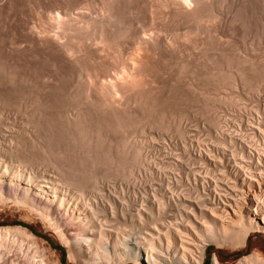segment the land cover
I'll return each mask as SVG.
<instances>
[{"label": "bare ground", "instance_id": "obj_1", "mask_svg": "<svg viewBox=\"0 0 264 264\" xmlns=\"http://www.w3.org/2000/svg\"><path fill=\"white\" fill-rule=\"evenodd\" d=\"M216 1L217 0H139V1L138 0H99L97 1V4L95 2L96 5L94 4L95 7L93 10H91V7H90V8H87L88 10L86 11L78 10V11L73 12L67 7H66L67 10H64L65 9L64 7L62 12L56 11L53 15L47 14L49 16L46 17L45 21L46 20L50 21V23H52L51 25H53L54 30L52 31V33H50V31L46 29L45 31H47V34H45L46 32L45 33L43 32L45 34V38L43 40L45 41L49 40L50 42H54V44L56 43L65 61L71 64L72 66L73 65L75 66V70H71V72L72 71H75V72H73L74 74L73 76H71L73 77V81L71 82L72 85L70 84L72 86V90H71L72 92L71 91L69 92L74 94V99L76 100V103L75 102L73 103L72 101H67L68 99L66 98L67 102L65 101L64 102L67 104L63 103V107L61 108H62V111H64L63 113L65 114L67 113V114L63 116L69 117V118H66V117L65 118L67 120L69 119L70 121L74 120L72 122H75V120L78 119L79 114L81 115L80 112L82 111V109L85 108L86 110L88 106V108H92L89 111L93 112L94 110L99 115H101V117L103 116L107 120L106 122V120L103 119V117L102 118L100 117L101 119L105 121V124L103 125L107 124V127L114 129L112 130V132H115L114 135H116V132L118 134H117V137L112 135L114 136V138H111V136L109 135L110 138L107 139L108 136L103 137L101 135L102 133L100 134V131H98L97 129L96 130L94 129L91 131L87 130L86 132H85V129H83L84 132H82V130L80 129L82 127L79 128V130L81 131H78L77 133L78 139L79 141L81 140L80 138L84 139V142H85L84 145L88 146V148L86 147V149H85V146L84 147L79 146L81 148L78 150H81L84 148L82 152L84 156L81 155L83 156L82 159L85 164H88V166L94 168L96 166V163L98 162L97 159L100 158V161L106 164V172L102 174L96 173L94 169L93 171H90V172L85 169L87 173L85 172V170H84L85 173L81 171L79 173L78 170H75L76 168L69 167V168L74 169V171H72V169H70L69 171V168H66V170L68 169V171L71 172V174L69 173L70 174L69 179L68 178L65 179V177L69 176V175L67 176L68 173L63 167V166H66L65 163L63 164V166H61L60 162L59 164H57V160H55L56 163H53L49 160L48 157L47 158L49 162L53 163L55 166L57 165V167L60 165L61 169H64L66 171L65 176L62 174L64 170H60L59 169L60 167L57 168V167L50 165L51 168L53 167L54 169L56 168L54 172H52L53 170H51V168H50L51 171H48L49 169L48 170L44 169L46 167H49V165H46V167L44 168H39L40 166H38L39 165L38 164L37 165L38 168L37 167L33 168V166H36V165H33L32 167L29 166L30 168L27 169V168H24L25 166L23 167L21 165H15L11 163L10 164L2 163V161L0 160L1 161L0 163V196L4 194L10 197H13V199H15L18 203L28 208L29 211H31L33 214L39 217L42 221H44L46 225L57 234L61 242L68 248V257L76 261L77 264H101L102 262L106 260L108 262L109 261L112 262L113 256L110 254V250H109L110 247L112 248L114 253L118 252L119 250H122V248L124 249L127 248L130 251V254L133 255V258H134V255L138 257L139 250H140L139 248L141 247H143L142 249H145L147 253H150L149 251H151V253L148 254L144 258L145 259L143 260L144 264H163V262L166 260L167 261L175 260V261H179V263H182V264H189L191 262L194 264H200L203 258L205 257V253H206L205 248L209 242H213L218 246H224V245L231 246V247L244 246L246 244L247 237L252 232L253 233L257 231L264 232V189L261 190L260 189L261 186L258 187L259 190L257 188L259 193L256 189H253V188L252 189L248 188L250 192L247 191L248 192L247 193V192H242L243 189L235 187L236 184L234 183L233 187H235L236 190L237 189L238 190L241 189V190H240V195L238 197L234 198L236 193L234 194V196L231 195L234 198L232 199V197H230L232 200L223 198V196L221 195L217 196L214 192V195L212 196L210 195L208 196L205 193V197L207 196V198L200 199L201 197H199L196 200H193L192 203L191 202L187 203L185 202V200H187L186 198L188 195L183 196V194L181 195L179 193L177 194V192H175L176 190L173 189L174 186L172 187V186L165 185V184L170 185V182L172 184V182H175V183L182 182L183 183L184 181L183 179L185 178L184 177V144L185 143H184L183 126L181 127L180 120L179 119L177 120L175 115L173 116L175 111L174 112L169 111L168 110L169 108L167 109L163 107V105L161 106L163 100L160 101L161 103H159V101L157 100L158 89L161 86L160 84H162L161 83L162 80L160 81V77H162L161 75L164 72H166L165 71L166 63L171 58L172 60L177 59V62L180 60L179 63L181 65L179 64L177 65L184 67V60H185L184 54L186 53L187 55L190 56L191 54L190 52H192V51L185 52L187 49V46L185 44L191 33L198 35L199 32H203V31H206L207 33H210L211 31L213 32L215 31V28H212V27H215V22H218L216 20H219V19H216L218 16L217 14L218 12L215 10V8L217 7L214 8ZM138 3L141 5H143L142 3L145 4V6L144 5L143 6L148 15L147 16L148 21L146 19V23L139 21L140 19H143V21H145V18H146L145 15H144L145 18H141V17L139 19L138 18L136 19L135 17L134 19L132 18V16L134 15L140 16L138 15V12H137L138 11L137 9L139 8ZM91 4L92 3H90L89 5L92 6ZM127 16L128 17L130 16V18H128ZM180 24L183 26L189 24V26L187 29L185 28V31H184V27L182 30L181 29L182 27L180 28L181 26ZM40 31H41V28H40ZM25 37L29 39L30 36L29 37L25 36ZM52 44L50 45L52 46ZM54 44L53 46H56ZM193 44L195 45L196 50H197L196 47L200 48V46H197L195 43H192V48H193ZM197 44H199V42ZM219 47L223 49L222 46H219ZM217 50L220 51L219 49ZM60 51H59V54H60ZM189 56L187 59H189ZM197 56L198 55H196L195 58H197ZM167 59L169 60L165 63L164 60L166 61ZM209 59L210 58H208V60ZM61 61H63V59ZM161 63L163 66H161ZM232 63L230 64L232 65ZM172 65L174 64L172 63ZM183 70L182 68L181 70H178L179 76L183 75L182 74L184 72ZM170 81L171 80H169V83ZM70 85H69V88H70ZM65 96H68V95H65ZM166 99L164 101H166ZM61 106H62V103H61ZM210 108L211 110L210 109L209 110L212 111L211 113L214 116V121L212 119L213 127L217 128V124H218V121L216 119L217 111L216 109H212L211 106ZM254 108L256 109V107ZM172 109L174 110V108ZM63 113H60V115ZM89 113L92 114L91 112ZM89 113H87V115ZM94 113L95 112H93V114ZM29 115L24 118L22 117V119L29 118ZM55 115H58V114H55ZM177 115H179V117L177 118H180L179 111ZM85 116L86 115H84V117ZM13 118H15V116ZM172 118H174V120L176 119L178 122L177 121L173 122L174 120L172 121L171 120ZM217 118H218V115H217ZM96 120H98V118ZM0 121L2 120L0 119ZM21 121L17 125L15 124L16 122L14 123L13 121L10 122L9 124L4 123V126L6 125L7 128H9L10 131L12 132L10 133L11 136L9 140H11V137L13 139L17 135V133L20 134L25 129L27 131V129L29 128V125H30L29 123H31V122L28 123L29 120L27 121V123L29 124L28 126H27L26 121H23V122ZM84 121H85V118H84ZM171 121L173 122V124L176 123L174 124V126L171 125L173 126V128L169 127L170 126L169 124ZM56 122H58V120ZM72 122H70V124ZM63 123H66V122H63ZM78 124L82 126L84 123H81L80 121V123ZM1 125H0V128L1 127L6 128V126L4 127L3 124ZM75 125L77 126V124ZM89 125H91V123ZM132 125L139 126L138 128L140 130L137 128V130L139 131L146 129V127H149L150 130H152V128L157 129L156 130L157 132L155 131L156 134H152L153 136H151V140H150V141L154 140L153 143H151L150 145V147L152 146L151 148L152 155H150V153H147V154L145 153L143 155V152H142L143 148L141 149L142 146L140 144L142 141L139 140L140 143L139 141L138 143H134V141L129 138V134H128L129 130L127 131V128L134 127ZM26 126L28 128H26ZM31 127L33 128V126ZM135 129L133 131H135ZM131 130L132 129H130V131ZM73 133L75 132L73 131L71 135ZM23 134L26 135L27 132L25 133L24 131ZM251 135L249 134L248 136H251ZM20 136L21 134L18 137ZM34 136L36 135L34 134ZM16 137L14 139H16ZM67 138L68 137H66V140ZM74 138H72L71 140H74ZM17 140H19V138ZM103 140L104 141L109 140L108 141L109 146L108 148L100 151L101 154H103V157L102 156L98 157L100 155L99 154L100 152H97L98 150L96 149L97 154H99L97 156L96 154H94L95 149L94 150L91 149L89 145L92 144L91 142L101 144ZM170 141H171V144H170ZM11 142L13 141L11 140ZM154 142H157V144L158 142H160L161 144H159L160 146L156 144L154 145ZM13 143L16 144V142H13ZM35 143L37 142L35 141ZM80 145H83V144H80ZM223 145L225 144L223 143ZM13 146H10V148L11 147L13 148ZM19 147H21V145ZM54 147L56 148V146ZM75 147H78V146L75 145ZM256 147L254 145V150L257 151L258 148L255 149ZM258 147L260 148V146ZM95 148H97V146ZM1 149L3 150L2 146H1ZM1 149L0 151H2ZM48 149L51 150L50 147ZM90 149L94 151L93 154H91L92 152ZM151 150H149V152H151ZM16 151H17V147H16ZM253 151H252V154L255 152ZM260 151H263L261 153L264 154V149ZM52 152L56 153L57 151L55 152L53 150ZM257 153L260 154L258 151L255 152V154ZM155 154L157 155L161 154L162 156L157 158V156H153ZM241 155L243 156V154ZM255 156L256 155H254L253 157ZM56 158H57V154H56ZM259 158H261V156ZM79 159L81 158H78V160ZM197 159H200V158H197ZM67 161H68V164H70L71 166L72 162L69 163L71 159L70 161L69 160ZM256 161H258V159H256ZM46 163L48 164V162ZM202 163H203V160H202ZM109 169L111 171L110 174L108 172ZM59 171H62V173H60ZM76 171L78 172V174ZM203 171H204V168H203ZM205 172H206V169H205ZM256 172L258 173V171ZM113 173H114V176H113ZM261 175L260 176L258 175V176L260 177V180L261 179L263 180V184H264V176H263L264 174L262 176ZM192 176H193V173H192ZM112 177L113 178L117 177V179L119 177L120 179H123V180L125 179L128 181L129 180L132 181V182L127 183L125 186L126 189H132V193L126 194L124 191L118 192L115 188H113L112 185L109 186L110 184L108 183H107L108 184L107 186L112 187V190H111L112 192H104L103 189L101 190L99 183L100 182L105 183V182L111 181L110 178ZM254 178H257V177H254ZM195 179H194V182H195ZM72 180L74 181V183L76 182L75 184L78 183L77 186L80 185L79 189L71 188L72 184H74ZM230 180H233V179H230ZM242 180H244V177ZM142 181H145L146 183L149 182L146 184L147 186L145 185L147 188L145 190H144L145 187L143 188L144 183H142ZM253 181L249 183L247 181L248 184L245 182V185L247 184L249 187L251 186ZM257 181L259 182V180ZM140 182L141 184H143L142 189L144 191L142 192H144L143 194L145 195L142 196L143 197L142 200L145 199L146 200L145 203L143 201L141 202V200L139 203L135 202V200L137 199L136 197H139L137 196L138 195L137 192L140 191V190H135V189H137V187L140 186L139 185ZM238 182L240 183V181ZM259 184L260 183H257V185ZM87 185H90V187L86 190L85 186ZM181 186H179V188ZM194 187L196 188L197 186L194 185ZM202 189L205 190V188H202ZM148 190L151 191V195L149 194L150 192L148 193ZM189 193L190 191L188 192V194ZM190 197L192 198V196ZM165 217H171V218L173 217L174 220L170 221ZM118 218L119 219L122 218L123 220L122 222L125 221V223L127 220L130 221L129 224L133 227L137 226L136 224L137 222L141 223V225H144L145 223L147 224V222H145L144 224L142 223L149 219L150 220L149 223L152 222L153 224H151L152 226H149L151 227L152 230L151 229L146 230L145 232L147 233L145 237L148 243V247H144L143 244L146 241L144 242L143 240L140 241L137 235H136L137 237L134 235V238L132 236L125 237L124 234H128V233L124 232L123 230H122L123 232H121L119 225L122 222H119ZM118 222L120 224L115 226L114 223L118 224ZM119 229H120V233H123V234H120L118 237ZM160 233L164 234L163 239L166 238L167 240L169 239L171 234H173L174 237H176L175 239H178L180 242L179 244L181 247L180 246L179 247L181 248L180 249L181 252L177 253L178 251L174 249L173 251H175V253H173V256L170 257L166 255L165 259H163V257L161 258L160 255L162 256L163 253L161 252L163 251L160 252L157 249L158 246L156 247L153 242L155 237L159 238L161 236V235L159 236ZM107 234L108 235L114 234V237H116V239L111 244L109 243V241L105 242V237L107 236ZM36 238L37 236L35 235V233H33V231L29 229L27 226H22V225H2L0 226V260H3L4 262L6 259L10 260L11 264H27L28 261L26 262V259H28L30 260L31 264H38L39 262H36V260L32 258L38 255L39 256L41 255L39 253L40 251L37 249L36 244H35ZM93 243H96L95 249H94ZM92 245H93V249H92ZM32 249H33V253L30 254V251ZM120 259L122 258L120 257ZM58 261L59 260H57V262H54L53 264H59ZM212 264H221L215 255L212 258ZM234 264H264V259L256 251H253L247 256H243L242 258H240Z\"/></svg>", "mask_w": 264, "mask_h": 264}, {"label": "rangeland", "instance_id": "obj_2", "mask_svg": "<svg viewBox=\"0 0 264 264\" xmlns=\"http://www.w3.org/2000/svg\"><path fill=\"white\" fill-rule=\"evenodd\" d=\"M97 1H99V0H88V1L87 0H85V1L84 0H72V1L71 0H60V1L59 0H57V1L56 0H12V1L11 0H0V105H1L0 106V119L2 120V121H0V125L3 124V126H4V123L9 124L12 121L14 123L16 122L15 124L17 125L20 123L22 117L23 118L27 117L29 114H30L29 118L22 119L21 122L26 121V123H27V121L29 120L28 123L29 122L33 123V124L29 123L30 125L27 123V126L29 125V128L26 126V128H28V129H27V131H26V129L24 130L25 133L27 132L26 135L23 134L24 133V131H23L20 133L21 134L20 137H18L20 135L19 133H17V135H16L17 137L15 136L16 139H14L15 138L14 137L13 138L14 140H13L11 137V140L13 142H16L17 145L15 143L11 142V140H9L10 136H11L10 133H12L10 131V129L7 128L6 125H5L6 128H3V127L0 128V144L3 148V150H2L1 146H0V149L2 150V151H0V160L2 161V163H8V164L11 163V164H15V165H21L23 167L25 166L24 168H27V169L32 167L33 165H36V166H33V168L37 167L38 164H39L38 166H40L39 168H44V167H46V165H49V167H46L44 169H46V170L49 169L48 171L53 170L52 172H54V170L56 169V168L54 169V167H57V165L55 166L53 163H56L55 160H57V164H59V162H60L61 166H63V164L65 163L66 166H63L65 168V170H66V168L73 167V168H76L75 170H78L79 173H80V171L85 173L86 170H88L90 172V171H93V169L98 174H102V173L106 172V164L102 163L100 161V158L99 159L96 158L98 162L96 163V166L94 168H92V167L88 166V164L84 163V161L82 159L84 156V154H82L84 148L81 150H78V149H80L82 146L84 147L85 142H84V139H82L80 137L79 138L81 140L79 141L77 133H78V131H81V130H82V132H84L83 129H85V132L87 130L91 131V130L97 129L98 131H100V134L102 133L101 135L103 137L108 136L107 139L110 138L109 135L111 136V138H114V136L117 137L118 133L116 132V135H114L115 132H112V130H114L113 128L107 127V124L103 125V124H105V121L103 120L105 118L102 116L103 119H101L102 118L101 115H99L94 110H93V112H95V113L93 114L92 111H89L92 108H88V106H87L86 110H85V108H83L82 111L80 112L83 118L79 114L80 118L78 117V119L75 120V122H72V121H74V120H72V118H71L72 121H70L69 119H68L69 120L68 121L66 118H69V117L65 116L66 117L65 118L63 116V115L67 114V113L66 114L63 113L64 111H62L61 107H63V103H65L67 101H72L73 103L74 102L76 103V100L74 99V94L69 92L72 90V86H71L72 83L71 82L73 81V77H71V76H73V74H74L73 72H75V71L71 72V70H75V66L73 65L74 66L73 67L71 64H69L65 61V59L63 58L62 53L59 50V47H58V45H56V43L54 44V42H50L49 40H46V41L43 40L45 38V34H47V31H45L46 29L49 30L50 33H52V31L54 30L53 25H51L52 23H50V21H47V20H46L47 22L45 21L47 16H49L50 14L53 15L56 11L62 12L64 7H65L64 10H67V8H68L73 12L78 11V10L86 11V10H88L87 8H90V7H91V10H93L95 5L97 4ZM95 2H96V4H95ZM90 3H92L91 4L92 6L89 5ZM139 3H138L139 8L137 9L138 10L137 12H138V15H140V16L134 15V16H132V18L133 19H134V17L136 19L137 18L139 19L140 17L145 18L144 17V15H145L146 16L145 21H143V19H140L139 21L146 23V19L148 21V17H147L148 15H147L145 8H144L145 4L142 3L144 5L143 6ZM216 3H218V4H216ZM216 3L214 6V8L215 7L218 8V9L215 8V10L218 12L217 13L218 16L216 19H219L221 21L216 20L218 22H215V27H212V28H215V31L214 32L211 31L210 33H207L206 31L199 32L201 36L199 35V33H198V35H196L194 33L190 34V36L188 37L186 44H185L187 46V49L185 52L192 51L193 53L190 52L191 53L190 56L187 55L186 53H185L186 55L184 54V59H185L184 60V67L179 66V65H181L179 63V61H180L179 59H178L179 60L178 62H177V59L176 60L173 59L174 60L173 61L172 58L170 60L169 59H167L166 61L164 60L165 63L168 60L169 61L166 63V66H165L166 72H164L161 75L163 78L160 77V81L162 80L161 81L162 84H160L161 86L159 87V89L160 88L161 89L160 90L158 89V93H157L158 94L157 100L159 101V103H161L160 102L161 100L164 101L166 99V97L169 95L167 97L168 100L166 99V101H164V102L162 101L161 106L163 105V107H165L167 109L169 108L168 109L169 111H172V112L175 111L174 114L173 113L172 114H173V116L174 115L176 116L177 120L178 119L180 120L181 127L183 126V129H184V143H185L184 144V177L185 178L183 179L184 181L182 180L183 183L182 182H178V183L172 182V184L170 182V185L169 184L168 185L165 184V185L166 186H172V187L174 186L173 189L176 190L175 192H177V194L178 193L180 195L183 194V196L188 195L189 197L187 196V198H186L187 200H185V202H187V203H190V202L192 203L193 200H196L199 197H201L200 199L207 198V196L205 197V193L208 196L209 195L212 196V195H214V192H215V194L217 196L221 195V196H223V198L232 200L235 197H238L240 195L241 189H243L242 192H247V191L250 192L248 190V188L249 189L253 188V189L257 190V188L260 186H261L260 187L261 190L264 189L263 180L262 179L260 180V177H259L261 174L262 175L264 174V161H263L264 160V154L261 153L263 151H260V150L264 149V132H263L264 131V0H225V1L224 0H217ZM57 5L58 6L60 5L59 6L60 8ZM68 5H69V7H68ZM140 6H141V8H140ZM139 10H141V11H139ZM218 10L219 11L221 10V11L219 12ZM137 12H136V14H137ZM47 14H49V15H47ZM220 15H222V16H220ZM128 18H130V16ZM48 19H49V17H48ZM44 26H45V28H44ZM188 26H189V24L184 25V26L181 25L180 28L182 27L181 29L183 30V27H184V31H185V28L187 29ZM208 26H210V25H208ZM33 27H35V28H33ZM49 27H51V28H49ZM40 28H41V31H40ZM181 29H179V30H181ZM30 31H32V32H30ZM43 32L44 33L46 32V33L44 34ZM214 33L216 34V36ZM211 35H213V36H211ZM25 36L29 37V39H27ZM36 38H38V39H36ZM46 39H47V37H46ZM21 40H22V42H21ZM223 40L224 41L226 40L225 43ZM198 42H199V44H197ZM227 42H228V44H227ZM49 43L50 44L53 43L56 46H53V44L51 46ZM192 43H195L197 46H200V48L196 47L197 48V50H196L194 44H193V48H192ZM36 45L38 46V48ZM208 45H210V46H208ZM219 46H222L223 49H221V47H219ZM224 47H225V49H224ZM205 48H206V50H205ZM217 49H219V50L221 49V50L218 51ZM59 51H60L61 55L59 54ZM196 55H198L197 58H195ZM188 56H189V59H187ZM193 56H194V58H193ZM57 58H58V60H57ZM208 58H210V59L208 60ZM53 59H54V61H53ZM62 59H63V61H61ZM172 63L174 65H172ZM230 63H232V65ZM67 64H68V66H67ZM170 64L172 65V67ZM177 64H179V65H177ZM241 65H243V66H241ZM161 66H163L162 63H161ZM167 66L169 69L167 68ZM180 67L182 68V70L184 68V70H183L184 72L182 71L183 72L182 74L184 76L183 75L179 76V74H178L179 73L178 70H181ZM170 73H172V74H170ZM182 77H184V78H182ZM164 79H165V81H164ZM169 80H171L170 83H169ZM178 81H179V83H178ZM215 82H217V83H215ZM68 84L69 85L71 84L70 88H69ZM170 84H172V85H170ZM164 86H166V87H164ZM64 92H65V94H64ZM68 93H70V94H68ZM65 95H68V96H65ZM164 97H165V99H164ZM26 98H27V100H26ZM66 98L68 99L67 101H66ZM35 100H37V101H35ZM39 100H41V101H39ZM73 100H75V101H73ZM20 101H22V102H20ZM33 103H34V105H33ZM61 103H62V106H61ZM68 103H70V102H68ZM65 104H67V103H65ZM165 104L168 107H166ZM57 105H59V106H57ZM54 106L57 108H55ZM82 106H84V105H82ZM210 106L212 107V109H216V111H217V115H218V118L216 115V119L218 121L217 128L213 127L212 119L214 121V116L211 113L212 111H210L211 110ZM254 107H256V109ZM172 108H174V110ZM208 110L210 113L208 112ZM18 111H20L21 113ZM31 111H33V112H31ZM37 111H38V113H37ZM178 111L180 114V118H177V117H179V115H177ZM89 112H91L92 114H90ZM39 113H40V115H39ZM60 113H63V114L60 115ZM87 113H89V114L87 115ZM55 114H58V115H55ZM95 114L96 115L98 114V115L96 116ZM19 115L21 118L19 117ZM84 115H86V116L84 117ZM14 116H15V118H13ZM60 116H62V117H60ZM94 116H95V118H94ZM1 117L3 119L5 118V119L3 120ZM59 117H60V119H59ZM63 117H64V119H63ZM89 117H90V119H89ZM19 118H20V120H19ZM84 118H85V121H84ZM97 118H98V120H96ZM128 118H130V117H128ZM80 119H82V120H80ZM176 119L174 120V118H172L171 120L172 121L174 120L173 122H176L177 121ZM16 120L19 122H17ZM57 120H58V122H56ZM102 120L104 121V123ZM61 121L66 122V123H63ZM80 121H81V123H84L83 125L81 124L82 126H80V124H78V123H80ZM70 122H72L74 124H72V123L70 124ZM106 122H107V120H106ZM171 122L169 124L170 126L169 125L168 126L170 128H173L174 124H176V123L173 124V122H172V124H171ZM57 123H59V124H57ZM90 123L93 127L91 125H89ZM75 124H77V126ZM97 124H99V125H97ZM136 124H138V123H136ZM64 125H66L67 127ZM171 125H173V126H171ZM31 126H33V128ZM132 126H134V125H132ZM255 126L258 129L261 127L260 129L263 131H261L260 129H259L260 130L259 131ZM80 127H82V128H80ZM134 127H131V128L129 127L130 129H132L131 131L129 128H127V131L128 130L130 131V132L128 131L129 138L131 140H133L134 143H138L139 140L142 141L141 143L139 141V143L142 146L141 149L143 148L142 149L143 155L145 153L146 154L150 153V155H152L151 154L152 153V150H151L152 146L150 147V145H151V143H153L154 140L153 141H150V140H151V136H153L152 134H156L157 129L152 128V130H150L149 127H146V129L139 131L140 130L138 128L139 126H134ZM74 128H75V130H74ZM79 128L81 130H79ZM87 128H89V129H87ZM133 128L135 129V131H133L134 130ZM137 128L139 130H137ZM73 131L75 133H73L74 135L73 134L71 135V133ZM64 132H66V133H64ZM69 132H71V133H69ZM153 132H155V133H153ZM34 134L36 136H34ZM63 134H65V135H63ZM249 134L250 135L252 134L253 136L252 135L248 136ZM112 135H114V136H112ZM43 137H44V139H43ZM66 137L69 138V139L67 138L68 141L66 140ZM71 137L74 138V140H71L72 139ZM18 138H19V140H17ZM257 138H259V139H257ZM212 139H214L215 141ZM33 141H34V143H33ZM35 141L37 143L38 142L39 143L37 144V143H35ZM82 141H83V143H82ZM108 141L103 140V142H101V144L100 143H94V142H91L92 144L89 143L90 144L89 147L93 150L95 149V153L93 150L90 149L92 152L91 154L94 153L97 156L100 154L98 157H100V156L103 157V154H101L100 151L108 148V146H109ZM223 143L225 145H223ZM4 144H6V145H4ZM19 144L21 145V147H19L20 146ZM80 144H83V145H80ZM155 144L160 146L159 144H161V143L158 142V144H157V142H154V145ZM170 144H171V141H170ZM75 145L78 147H75ZM254 145H255V147L257 146L255 149H257V148L259 149V150L257 149V151L260 154H258V153L255 154V152H257V151L254 150ZM7 146H9V147H7ZM10 146H13V148L12 147L10 148ZM48 146L50 147L51 150L48 149L49 148ZM54 146H56V148ZM79 146H81V147H79ZM94 146L95 147L97 146V148H95ZM258 146H260V148ZM16 147H17V151H16ZM86 147L88 148V146H85V149H86ZM96 149L98 150L97 152H100L99 154H97ZM249 149H251V150H249ZM53 150L55 152L56 151L57 152L54 153V152H52ZM65 150L67 153L65 152ZM149 150H151V152H149ZM197 150H198V152H197ZM241 150L242 151L245 150V151L242 152ZM252 151L254 152L253 154H252ZM77 152H79V153H77ZM188 152H189V154H188ZM56 154H57V158H56ZM59 154H60V156H59ZM241 154H243V156ZM81 155H83V156H81ZM236 155H238V156H236ZM252 155L253 156L256 155L257 157L261 156V158H259V157L257 158L256 156L253 157ZM65 156H66V158H65ZM76 156L77 157L79 156L78 158H81L82 161H81V159L78 160V158ZM153 156H157V158H158L162 155L161 154L160 155L155 154ZM248 156H249V158H248ZM47 157L53 163L49 162ZM251 157H253V158H251ZM197 158H200V159H197ZM70 159H71V161H70ZM256 159H258V161H256ZM67 160L70 161L69 163L72 162L71 166H70V164H68ZM193 160H194V162H193ZM196 160H197V162H196ZM202 160H203V163H202ZM1 161H0V163H1ZM41 161H43V162H41ZM253 161H255V162H253ZM46 162H48V164ZM185 163L188 166H186ZM196 163H198V164H196ZM50 165L54 166V167L51 168ZM75 165H76V167H75ZM61 166L60 165L58 166V167H60L59 169L64 170V169H61ZM50 168H51V170H50ZM203 168H204V171H203ZM70 169H72V168H69V171H70ZM205 169H206V172H205ZM257 169H259V170H257ZM65 170L63 171V173H62V171H59V172L65 176L66 171H67V173H68L67 176L68 175L69 176L65 177V179H67V178L69 179L71 172H69L68 169L66 171ZM84 170H85V172H84ZM199 170H200V172H199ZM221 170H223V171H221ZM72 171H74V169H72ZM256 171H258L259 174ZM260 171H261V173H260ZM78 172H77V174H78ZM108 172L110 174V172H111L110 169ZM192 173H193V176H192ZM195 174H197V175H195ZM209 174H211V175H209ZM113 176H114V173H113ZM215 176H217V177H215ZM195 177L197 180L195 179ZM202 177L204 178V180ZM243 177H244V180H242ZM254 177H257V178H254ZM213 178H214V180H213ZM110 179H111V181H108L105 183H102V182L99 183L101 190L103 189L104 192H112L111 191L112 187L107 186L108 184H110L109 186L112 185L113 188H115L118 192L124 191L126 194L132 193V189H126V187H125L127 183L132 182V181H130V180L128 181L125 179L123 180V179H120L119 177H118V179H117V177H115V178L112 177ZM194 179H195L196 183L194 182ZM230 179H233V180L235 179V180L233 181ZM256 179L259 180V182ZM237 180L240 181V183ZM212 181H214V182H212ZM242 181H243V183H242ZM247 181H248V183L253 181L251 186L248 187ZM260 181H262V182H260ZM69 182H71V181H69ZM72 182L74 183L73 180H72ZM245 182L247 183L246 185H245ZM256 182L260 183V184L257 185ZM75 183L74 184L71 183L72 184L71 188H74V189L78 188L79 189L80 185L77 186L78 183L77 184H75ZM142 183H144V186L140 182L139 183L140 186H138L137 189H135V190H140L139 192L136 191L138 194V195L137 194L136 195L139 196V197H136L137 198L135 200L136 203H139L140 200H141V202L142 201L144 203L146 202L145 199L142 200V198H143L142 196L145 195V194H143L144 192H142V191L147 189L146 184L149 182L146 183L145 181H142ZM173 183H175V184H173ZM234 183L236 184L235 187H238L241 189L236 190L235 187H233ZM175 185H177V186H175ZM194 185L197 186L196 187L197 190L194 187ZM213 185H214V187H213ZM142 186H143V188L145 187L144 190L142 189ZM179 186H181V187L179 188ZM217 186H219V187H217ZM89 187H90V185H87V186H85V189L87 190ZM121 188H122V190H121ZM182 188H183V190H182ZM202 188H205V190ZM188 190L190 191V193L191 192L192 193L188 194V192H189ZM258 190H259V188H258ZM148 193L151 195L150 190H148ZM258 193H259V191H258ZM234 194H235V196H234ZM197 195H199V196H197ZM231 195L234 196V198ZM190 196H192V198ZM230 197H232V199ZM139 198H141V199H139ZM137 200H139V201H137ZM183 202H184V200H183ZM27 209L28 208H26L25 206L18 203L15 199H13V197H10V196L3 194L2 196H0V226H2V225H22V226H25L26 225L29 229H31L33 231V233H35V235L37 236L35 244H36L37 249L40 251L39 253L41 254L40 256L38 255V256L32 257L36 260V262H39L38 264H53L54 262H57V260H59L58 261L59 264H62L63 261H64V264H77L76 261H74L73 259H70L68 257V248L61 242V240L58 238L57 234L51 228H49L44 221H42L39 217H37L35 214H33L31 211H29V209L28 210ZM165 218H167L170 221L174 220L173 217L172 218L171 217H165ZM118 221L122 222L123 220H122V218H120ZM149 221H150L149 219L144 221L142 224L147 222V224L145 223L144 225H141V223L137 222L136 223L137 226H134V227L129 224L130 221H128V220L126 221V223L124 221L121 224L119 222H118V224H116V223H114V224H115V226L120 224L119 227L121 229V232L124 231V232L128 233V234H124L125 237L132 236L134 238V235L135 236L137 235L139 240L140 241L143 240V242H144V241H146L145 236L147 235V233H145V232H146V230H150L151 227H149V226H152L151 224H153L152 222L149 223ZM120 229L118 231L119 232L118 237L120 234H123V233H120ZM139 234L141 237L139 236ZM159 236L161 237V238L159 237L160 240L158 237H155L153 242H154L156 247L158 246L157 249L160 252L163 251V252H161V253H163L162 256L160 255L161 258L163 257V259H165L166 255H168L170 257L173 256V253H175V251H173L174 249L176 251H178L177 253L181 252V250H180L181 246L179 244L180 242L178 239H175L176 237H174L173 234H171V236L169 237L168 240L166 238L163 239L164 234H162V233H160ZM115 239H116V237H114V234H111V235L107 234V236L105 237V242L109 241V243L111 244ZM166 240H167V242H166ZM159 241H160V243H159ZM176 242H177V244H176ZM146 243H147V241L143 244L144 247H148V243H147V245H146ZM52 245L53 246L54 245H61L64 247L65 252H64L62 259H61L62 255H61L60 251L57 250L56 248L52 247ZM93 245H94V249H95L96 243H93ZM93 245H92V249H93ZM110 248H109L110 254L113 256L112 262H110V261L108 262L106 260V261L102 262L101 264H144V262H143V260H145L144 258L148 254L151 253V251H149L150 253H147V251H145V249H142L143 247H141V248H139L140 250H139L138 257H136V255H134V258H133V255L130 254V251L127 248L126 249L122 248V250H119L118 252H115V253L113 252L112 248L111 249ZM253 251H256L264 259V232L263 231L262 232L257 231L255 233L252 232L247 237L246 244L244 246H234V247L227 246V245L218 246L213 242H209L205 248V252H206L205 257L203 258V260L200 264H202L204 261H207V264H212V258L214 255L217 257V259L219 260V262L221 264H229V263L234 264L240 258H242L243 256H247L248 254L252 253ZM32 253H33V249L30 251V254H32ZM189 256H191V255H189ZM120 257L122 259H120ZM139 257H140V259H139ZM189 258H191V257H189ZM6 260H5V262L3 260H0V263L1 264H11L10 260H7V261ZM26 262H27V264H31L30 260H28V259H26ZM163 264H182V263H179V261H175V260H168V261L166 260L163 262ZM189 264H194V263L191 262Z\"/></svg>", "mask_w": 264, "mask_h": 264}, {"label": "trees", "instance_id": "obj_3", "mask_svg": "<svg viewBox=\"0 0 264 264\" xmlns=\"http://www.w3.org/2000/svg\"><path fill=\"white\" fill-rule=\"evenodd\" d=\"M26 226V225H25ZM52 247H54V248H56L57 250H59L60 251V253H61V259L63 258V255H64V252H65V249H64V247L63 246H61V245H52ZM62 264H64V261H63V263ZM202 264H207V261H204Z\"/></svg>", "mask_w": 264, "mask_h": 264}]
</instances>
